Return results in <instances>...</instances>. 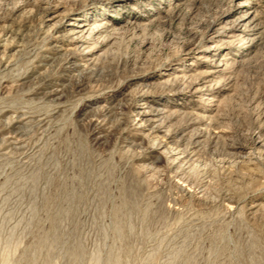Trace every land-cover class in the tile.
I'll use <instances>...</instances> for the list:
<instances>
[{"label": "rangeland", "instance_id": "obj_1", "mask_svg": "<svg viewBox=\"0 0 264 264\" xmlns=\"http://www.w3.org/2000/svg\"><path fill=\"white\" fill-rule=\"evenodd\" d=\"M57 5L111 25L91 40L93 68L64 73L65 51L38 67ZM245 14L247 32L219 54L230 80L195 93L215 64L209 31ZM4 30L0 264H264V0H0ZM175 75L187 78L162 82ZM53 82L63 93L46 99ZM141 92L182 107L168 122L179 165H155L159 142L130 132Z\"/></svg>", "mask_w": 264, "mask_h": 264}, {"label": "bare ground", "instance_id": "obj_2", "mask_svg": "<svg viewBox=\"0 0 264 264\" xmlns=\"http://www.w3.org/2000/svg\"><path fill=\"white\" fill-rule=\"evenodd\" d=\"M244 6L245 5H241L240 7ZM43 9L47 12L49 11L50 7L44 6ZM53 9H55L54 14L48 19L47 25L48 27L54 28L55 32L52 36L51 46L46 47V49L44 50L43 53L45 55H43L41 58L43 62L39 64L38 67L41 68L43 66H46L45 62L50 61L52 55H58L61 53V51H65L67 57L65 58V67H63L64 73H68L75 68H93L96 65L99 57L97 56V50L92 48L91 40L92 38L99 39L100 37H102V35L107 32V29L111 27V25L108 24L109 22L95 21L92 19H88L87 17L82 18L74 14L67 16L66 10H62V7L59 5H57ZM247 18L248 14H245V16L241 17L239 20L229 26L218 29L215 28V26L211 28L208 36H210V39H213L214 42L207 41L204 48L202 49V54L205 55L207 61H215V64H213L214 68L203 72L204 79H209V81H202V83L199 85L194 84L195 86L192 87V89H194L195 93L206 95L207 97H212V91L217 93V90L219 89L214 90L212 88V85L208 84V82H211V79H213L214 77L220 78V81L218 83H225V81L230 80L228 66H230L232 61L231 59L226 58L225 55L219 56V54L223 50H225V47H223L225 41L226 44H230L233 38L247 32V30L245 29L247 28V25L244 23ZM131 23L137 24V22ZM10 34L7 32V30L0 32V73L7 71L10 68V63L9 61H7L8 58L12 57V55L9 56L12 52V48L9 42L10 38L8 36ZM195 48L191 46L187 47L184 50V54L186 56H189L194 51L199 50L198 47L196 49ZM145 78H150V76L145 75ZM184 78L186 79L187 76L175 75L170 79L168 78L166 80H162V82L164 84H167L171 80ZM132 80H135V78H132ZM60 82H53L48 85V91L44 94V97L46 99H57L58 96H60L62 92V84ZM7 85L5 86L7 87ZM132 85L133 83L128 84L127 89H132ZM145 87L150 88V85H143V88ZM175 90L176 91H174L173 94H181V90L184 89H182L181 87L176 88ZM157 93L158 92H141L139 94L137 100L131 108V110H133L131 116L132 118H134L135 124L132 128H130V132H134L142 141L143 139L150 137L155 142H159L157 150L152 151L150 155L151 157L159 155V157L156 159L157 161L154 162L155 165L158 164L160 159H162L165 154H167L170 160L177 166L184 159V152L180 143L181 134L178 133L180 131H178L177 133H171L170 127H172L173 124L171 125L170 122L169 126L168 122L171 121V119L172 121L174 120L169 115V112H171L170 110L178 109L180 106L178 105V103L176 105L162 103L161 100H159V96L156 95ZM89 103L97 104L92 100L89 101ZM2 113L3 111H0V114ZM21 115L22 114H20V116L17 115L19 120H23ZM16 130L18 131V129ZM124 142H128V139L124 138ZM238 150L242 151L243 148L238 147ZM240 158L242 160V163L251 161L250 154L248 153H243ZM96 264H98V262H96Z\"/></svg>", "mask_w": 264, "mask_h": 264}]
</instances>
